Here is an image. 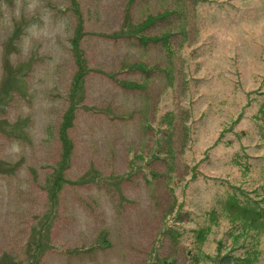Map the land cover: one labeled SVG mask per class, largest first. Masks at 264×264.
<instances>
[{
	"label": "rangeland",
	"instance_id": "1",
	"mask_svg": "<svg viewBox=\"0 0 264 264\" xmlns=\"http://www.w3.org/2000/svg\"><path fill=\"white\" fill-rule=\"evenodd\" d=\"M77 6L92 69L74 86L72 158L52 200L78 70ZM173 9L182 15L144 31H172L169 53L109 36L127 17ZM140 61L159 67L130 69ZM105 71L146 86L127 89ZM262 102L264 0H0V264H189L196 255L195 264H233L204 258L191 229L210 223L229 193L264 198V143L250 117ZM180 203L190 218L170 220ZM220 219L204 252L215 256L222 242L221 254L244 256L248 245ZM255 243L264 264V235Z\"/></svg>",
	"mask_w": 264,
	"mask_h": 264
},
{
	"label": "trees",
	"instance_id": "2",
	"mask_svg": "<svg viewBox=\"0 0 264 264\" xmlns=\"http://www.w3.org/2000/svg\"><path fill=\"white\" fill-rule=\"evenodd\" d=\"M74 1V0H73ZM134 2L130 1L128 3V6L133 5ZM74 7V6H73ZM178 13L180 16L181 11L180 10H167V12H162V14H149L144 20L142 21H134L132 19L133 17H127V27L122 32H116L113 34H109V36H118L121 34L120 37H125L128 35H134L135 37L139 38V40L142 43H148V42H155V43H161L163 47L169 51H172V43H171V37L173 35L172 31L169 32H163L159 34H145L144 31L148 30L151 26H154L155 24L162 23V21H169L168 18L172 13ZM76 13L78 17V23L75 28L74 37L72 40L73 46V52L76 57V62L78 65V70L76 71L74 75L73 80V89L71 94V101L73 100L72 104L66 109L64 112V118L61 122V140L63 142L62 152L64 149V153L61 157V164L59 168V173L56 175V177L51 181V196L52 200L55 199V196L57 194V190L60 188L61 182L64 180H67L65 177V170L70 166L71 158H72V149H73V142L69 136L68 133V127L72 124V120L75 115L76 107H77V100L75 98L76 88L78 89L81 82H83V78L85 77V74L91 70L92 68L86 66L83 62V53H82V46H81V40L86 33L84 30V17L83 12L81 10V7H76ZM129 16V15H128ZM99 34L102 35V32ZM108 37V36H106ZM131 70H137L142 69L144 71H148V69H154L158 68L159 66H152L148 64H144L142 61L136 62L135 64H132L129 66ZM163 70V68H162ZM109 75H111L120 85L127 89H137V88H144L146 86L145 83L139 82L137 80H129V79H122L119 78L115 72H107ZM249 90V100L248 103L252 101V99L255 98V95L253 94V91ZM75 98V100H74ZM259 102V101H258ZM259 108L256 112L252 113L250 117L254 120V123L257 125L258 130L260 132L261 141L264 143V102L259 103ZM243 114H245L244 110H242L239 115L234 118L232 121H230L228 126L223 127L224 131L222 132V135L219 138H222L225 135V130L233 129V125L238 123L242 118ZM218 138V139H219ZM157 155V154H155ZM160 156V155H158ZM164 157V156H160ZM234 162L237 164H242L243 162L241 160V154L237 152L236 156L233 158ZM247 167V164H244ZM193 177H196L194 175ZM89 180V179H88ZM87 180V181H88ZM174 192V189H171ZM228 194V193H227ZM183 203H180V208L177 210L175 214L171 215L170 220L175 219H189V213L182 210ZM210 216V223L201 225L199 227L192 228L194 241L197 243L198 248L203 251L204 258L210 257L213 261L216 263H219L220 261L224 260L226 257L230 258L233 261V264H258L256 263L257 260H259V255L261 254V249L259 248V244H256L255 242L259 241V238H261L264 235V198L254 196L251 194H240L238 191L229 193L225 199L220 200L219 207H215L209 211ZM225 218L227 221H230L233 225V228L236 229V234L234 231L229 230L228 235H233V241L237 244L239 247H246V250L244 252V256L237 255L236 253H230L227 252L225 254H221V250L223 248V243L219 242L218 246V252L215 256H212L209 253L204 252L203 245L206 243V241L209 238V235L214 231V226L219 225L221 223V219L218 221L219 218ZM170 224L169 222H166L164 232L170 230ZM179 237V235H178ZM248 238V239H247ZM247 239V240H245ZM243 240H245L243 242ZM236 246V247H237ZM196 256H190L189 264H195V258ZM37 258L35 259L36 262ZM163 263L165 264H175L176 258H173L171 261L165 260Z\"/></svg>",
	"mask_w": 264,
	"mask_h": 264
}]
</instances>
